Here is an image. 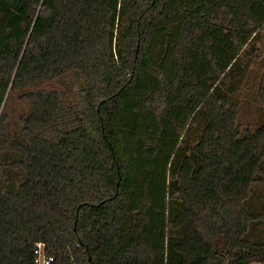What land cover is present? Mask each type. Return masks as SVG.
<instances>
[{
	"label": "trees",
	"instance_id": "1",
	"mask_svg": "<svg viewBox=\"0 0 264 264\" xmlns=\"http://www.w3.org/2000/svg\"><path fill=\"white\" fill-rule=\"evenodd\" d=\"M263 27L264 0H0V107L38 86L17 130L0 112L23 173L0 187V264H33L38 241L51 264L264 263V122L236 123ZM69 71L72 105L39 87Z\"/></svg>",
	"mask_w": 264,
	"mask_h": 264
},
{
	"label": "rangeland",
	"instance_id": "2",
	"mask_svg": "<svg viewBox=\"0 0 264 264\" xmlns=\"http://www.w3.org/2000/svg\"><path fill=\"white\" fill-rule=\"evenodd\" d=\"M264 73V27L259 31L255 40V50L250 59L249 66L241 77V85L238 93V109L236 123L238 128L243 131L249 129L255 130L264 122V106L260 102L258 95V87ZM82 86V81L77 71H69L62 74L56 79L44 80L39 87L56 89L61 95L66 105L76 104L78 100V90ZM37 85L23 88L22 90H7L4 95V102L1 103V114L7 115L6 130L14 131L21 126L19 120L20 115H26L29 111V104L20 99L22 91L37 88ZM194 133L188 137V142L193 141L197 137L196 126L194 125ZM17 158V154L6 149L1 154V160L6 166L0 170V187L5 189H14L22 178L23 173L20 169L11 167L8 163ZM263 173L259 176L260 180L252 185L250 203L256 205L257 212H260L264 206V161ZM250 237L264 244V218L257 221L256 225L250 228ZM251 264H264L260 262H252Z\"/></svg>",
	"mask_w": 264,
	"mask_h": 264
},
{
	"label": "built area",
	"instance_id": "3",
	"mask_svg": "<svg viewBox=\"0 0 264 264\" xmlns=\"http://www.w3.org/2000/svg\"><path fill=\"white\" fill-rule=\"evenodd\" d=\"M54 261L53 255L46 249L45 243L34 242L32 249L33 264H51Z\"/></svg>",
	"mask_w": 264,
	"mask_h": 264
}]
</instances>
